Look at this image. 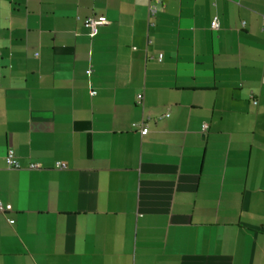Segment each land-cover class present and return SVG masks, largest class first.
Returning <instances> with one entry per match:
<instances>
[{
	"label": "crops",
	"instance_id": "obj_1",
	"mask_svg": "<svg viewBox=\"0 0 264 264\" xmlns=\"http://www.w3.org/2000/svg\"><path fill=\"white\" fill-rule=\"evenodd\" d=\"M149 3L0 0V264H264V0Z\"/></svg>",
	"mask_w": 264,
	"mask_h": 264
},
{
	"label": "built area",
	"instance_id": "obj_2",
	"mask_svg": "<svg viewBox=\"0 0 264 264\" xmlns=\"http://www.w3.org/2000/svg\"><path fill=\"white\" fill-rule=\"evenodd\" d=\"M159 3H160V0H150L149 8H148L150 17H154L156 15V13L158 11V4ZM101 22H105V21H101ZM98 23L99 22L97 21V19L92 17V16L87 17L84 20V25L90 29L91 33H95L96 32ZM211 27L213 29L218 28L219 27L218 22L216 20H214L212 25H211ZM161 57H162V54L159 55V59ZM142 100H143V95L140 93V94H138V97H137V101H138L137 103H142ZM168 115L169 114L167 113L166 116H168ZM140 127H141L142 133L148 132L147 124L144 123V121H142L140 123ZM205 128H207L206 124L203 125V129H205ZM5 160H6V163H7V167L13 168V169H19L20 168V162L18 160V157L15 154V151L12 148L8 149V151L6 153V156H5ZM58 167L64 168L65 165L59 163ZM30 168H38V165L31 164ZM0 211L1 212H5L6 211V208L2 205L1 202H0Z\"/></svg>",
	"mask_w": 264,
	"mask_h": 264
}]
</instances>
